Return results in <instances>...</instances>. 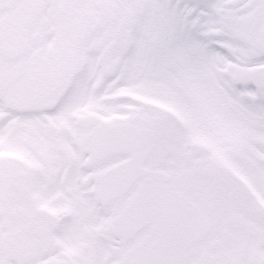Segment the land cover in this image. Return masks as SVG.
<instances>
[{"label":"snow or ice","instance_id":"1","mask_svg":"<svg viewBox=\"0 0 264 264\" xmlns=\"http://www.w3.org/2000/svg\"><path fill=\"white\" fill-rule=\"evenodd\" d=\"M0 264H264V0H0Z\"/></svg>","mask_w":264,"mask_h":264}]
</instances>
